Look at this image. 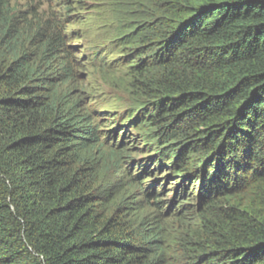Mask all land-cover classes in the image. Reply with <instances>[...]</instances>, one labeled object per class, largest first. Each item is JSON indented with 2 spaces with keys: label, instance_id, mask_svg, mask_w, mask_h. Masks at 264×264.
Wrapping results in <instances>:
<instances>
[{
  "label": "trees",
  "instance_id": "1",
  "mask_svg": "<svg viewBox=\"0 0 264 264\" xmlns=\"http://www.w3.org/2000/svg\"><path fill=\"white\" fill-rule=\"evenodd\" d=\"M18 1L0 0V264H264V0H147L130 86L193 188L171 201L142 182L153 160L103 140L73 9ZM108 160L141 170L155 219L111 202Z\"/></svg>",
  "mask_w": 264,
  "mask_h": 264
},
{
  "label": "rangeland",
  "instance_id": "2",
  "mask_svg": "<svg viewBox=\"0 0 264 264\" xmlns=\"http://www.w3.org/2000/svg\"><path fill=\"white\" fill-rule=\"evenodd\" d=\"M42 1L51 2L58 9L64 6L73 9V16L66 22L69 44L75 48L78 58L83 63L86 61L81 65L85 74L83 77L88 81L87 92L93 95L88 104L104 133L103 140L107 144L120 145L122 149H131L137 164H147L153 160L150 164L152 177L143 176L144 185L158 179L156 190L162 196L171 201L179 192L181 195L178 197L183 198L184 192L192 186L181 181L175 185L179 178L169 172L170 159L175 158V153L173 155L170 148L161 149L160 142L146 121L143 105L135 101L131 94L130 68L139 56L128 54L129 50L139 47L140 37L148 32L147 0H79V3L71 0ZM18 2L20 6L28 4L26 0ZM93 65H104L106 69ZM158 152L162 154L160 157ZM106 164L102 172L105 182L108 181L105 190L111 202L125 201L127 197L126 206L134 222L155 219L153 210L140 190L142 184L135 177L141 172L135 170L137 165L134 164L135 169H131L123 163L119 169L117 164L113 166L111 160ZM168 232L175 233L172 230Z\"/></svg>",
  "mask_w": 264,
  "mask_h": 264
}]
</instances>
